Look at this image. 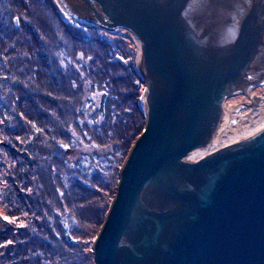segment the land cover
<instances>
[{
  "label": "water",
  "instance_id": "water-1",
  "mask_svg": "<svg viewBox=\"0 0 264 264\" xmlns=\"http://www.w3.org/2000/svg\"><path fill=\"white\" fill-rule=\"evenodd\" d=\"M96 1L109 19L91 5L102 23L140 39L139 66L152 99L96 238V264H264V121L202 142L199 132L202 113L221 104L227 82L248 73L244 64L264 30L260 0L244 18L255 22L242 30L253 33L251 44L215 73L201 99L176 43L181 1L170 5L166 15L174 16L164 24L150 19L146 1L123 0L126 10ZM106 97L99 105L103 117Z\"/></svg>",
  "mask_w": 264,
  "mask_h": 264
},
{
  "label": "trees",
  "instance_id": "trees-1",
  "mask_svg": "<svg viewBox=\"0 0 264 264\" xmlns=\"http://www.w3.org/2000/svg\"><path fill=\"white\" fill-rule=\"evenodd\" d=\"M48 4L0 0V118L7 129L0 142V158H7L9 170L0 194L11 209L7 216L13 217L3 222L7 227L0 234L6 241L1 258L5 264H95L84 239L93 241L100 231L110 205L108 194L115 193L118 184V170L113 167L120 163L115 161H122L121 154L144 128L145 120L138 112L139 122H131L118 137L111 130L119 122L114 121V109L106 107L103 122L95 108L88 109L94 104L86 97L91 85H84V78L70 66L69 56L60 54L65 37H58L59 32H55L57 38L48 37L53 30L50 23L55 17L58 20L52 1ZM90 28L95 26L89 25L85 32L86 42L98 39L105 47L111 45L110 39L94 36ZM47 39L53 45L48 46ZM50 47L56 49L55 56L47 52ZM99 88L94 85V90ZM105 131L117 138L110 141ZM95 134L101 136L96 138L99 141H92ZM91 141L97 145L93 152L80 151L78 157L68 158V148L78 151ZM109 145L117 151L111 153L110 148L108 153ZM95 193L101 199L93 205ZM21 219L26 226L19 224Z\"/></svg>",
  "mask_w": 264,
  "mask_h": 264
},
{
  "label": "bare ground",
  "instance_id": "bare-ground-1",
  "mask_svg": "<svg viewBox=\"0 0 264 264\" xmlns=\"http://www.w3.org/2000/svg\"><path fill=\"white\" fill-rule=\"evenodd\" d=\"M113 1L107 0L112 8L125 7L126 10V3L123 0ZM139 1L147 2L151 20L160 18L163 24L168 17L170 23L173 19V14L166 15V11H171L170 5L174 1H181V9L178 14H175L176 43L182 62L191 77L196 98L201 99L202 92L219 69L233 65L236 55L251 44L249 37L253 33H244L242 30L247 23L254 25L255 22L245 21L244 18L247 16L250 18L256 11L253 7L254 4L257 5L258 0ZM260 2L264 7V0ZM243 36L246 38L244 39ZM259 36L257 53L244 64L245 70L248 71L247 75H241L236 82L229 80L225 85L221 104L218 107H207L202 113L199 120L200 142L264 121V91L261 94L256 91L257 85H264V73L259 72L264 71V53H262L264 52V40H262L264 30ZM142 49L141 44L139 60ZM141 80L147 82V78ZM235 97H244V99L239 102L229 100ZM142 105L144 114L148 115L152 109V99L148 98L147 94L142 98ZM181 133L180 129L178 139Z\"/></svg>",
  "mask_w": 264,
  "mask_h": 264
},
{
  "label": "rangeland",
  "instance_id": "rangeland-1",
  "mask_svg": "<svg viewBox=\"0 0 264 264\" xmlns=\"http://www.w3.org/2000/svg\"><path fill=\"white\" fill-rule=\"evenodd\" d=\"M48 4V0H44ZM53 3V6L55 8V14L58 13V20L55 17V21L53 23H50L53 27V32L48 33V37H54L55 32H59L60 35L58 37H65V40L63 41L64 47L59 48L60 54L66 56H69L67 59L69 61L70 66L72 69H76L77 72L84 78V85L90 86L91 89L86 90V97H89L90 100H93L94 104H89L92 107L95 108V112L98 113L97 116H99L101 122H103L106 118L105 115L107 114V108L114 109L117 113V118L114 116V121L117 122L116 127H111V130L118 133V137L122 135L123 132H127L128 125H130L131 122L136 121L139 122V117L141 116L140 113L142 112L144 116V128L139 132V135H137L134 138V142L128 143L129 148H127V151L125 154H121V162L118 161L120 159H116L114 169L118 170V183L120 180V174L121 169L132 149L135 142L137 141L138 137L143 133L146 127V121L147 117L144 114L143 105H142V98L146 94L144 85L147 83L145 80H141L145 78L143 76V73L141 72L140 64H139V52L141 48V41L138 38V36L133 33L131 30L125 28V27H110L104 23H102L96 16V13L92 9L91 5H93L95 8H97L98 13L107 21H109L108 16L104 13L101 5L96 0H51ZM237 2L239 0H236ZM43 2V0H41ZM249 3V2H247ZM45 4V3H44ZM49 5V4H48ZM41 9V6H40ZM43 9V8H42ZM42 14L44 10H41ZM40 11V12H41ZM57 15V14H56ZM19 18V17H18ZM20 23V21H19ZM19 25V24H18ZM89 25L90 28L93 30V35L96 37H103L108 38L111 40V45L109 47H105L99 42L98 39H94L92 41L86 42L83 38H87ZM50 27V25H49ZM74 31V32H73ZM87 34H86V33ZM188 34L190 35L189 31ZM188 36V35H187ZM191 36V35H190ZM55 38V39H56ZM98 40V41H97ZM48 46L53 45L51 43V39H47ZM55 45V43H54ZM57 49V51L59 50ZM63 49V50H62ZM110 51V52H109ZM47 52L50 55H54L56 52V49L48 48ZM78 52L80 53L79 56ZM77 53V55H76ZM55 56V55H54ZM75 57V59H74ZM77 58V59H76ZM80 58L81 61H78ZM75 61V63H73ZM85 62V66H84ZM81 63V65H79ZM75 64V65H74ZM65 65V64H64ZM133 68V69H132ZM134 68L136 71L134 72ZM138 73V74H135ZM122 76V77H121ZM141 78V79H140ZM92 82L94 84H92ZM94 85H98L100 88L99 90H94ZM107 89V91H103V89ZM104 89V90H105ZM94 92L93 96L91 93ZM101 90V91H100ZM256 91L258 94L263 93L264 91V85H257ZM103 93H107L106 102H105V115L102 116V112L99 110L100 100ZM124 95V96H123ZM244 97H235L229 99L230 101L239 102L243 100ZM223 99H221V102ZM87 105V104H86ZM140 105V107H139ZM88 106V105H87ZM94 106V107H93ZM107 107V108H106ZM89 109V110H90ZM139 109V111L137 110ZM142 111H141V110ZM92 110V109H91ZM219 111V109H218ZM114 112V111H113ZM119 114V116H118ZM115 115V114H114ZM96 116V117H97ZM98 120V118H97ZM110 120V119H109ZM108 131H105L104 134L106 137L109 138L110 141L115 140V136L113 138H110L111 135ZM121 132V133H120ZM5 133H7L6 125L2 123L0 118V142L3 141L2 138H4ZM92 141H99L96 138H100L99 134H95ZM115 138V139H114ZM113 139V140H111ZM77 142L78 138L76 139ZM90 142V145H81V149L78 151L70 150L67 146V151H70L68 158L71 160L72 158L78 157L80 151L81 152H93L94 147L97 145H94L93 142ZM111 148V151H110ZM113 146L109 145L108 148H106L108 153H113L117 150H112ZM2 150H5V147L2 146ZM110 151V152H109ZM3 152V151H2ZM106 152V153H107ZM5 152H3V155ZM106 158V155L103 157V159ZM115 158V157H114ZM7 158L3 156L0 158V188L5 183V175H9L8 167L5 166V161ZM105 162V161H104ZM116 186V192H117ZM109 191V190H107ZM115 193H109V200L110 205L107 210L104 223L106 221L108 212L110 210L111 204L113 203V200L115 198ZM98 196V195H97ZM95 194H92L91 200L93 201V205H95V202H99V199H101V196L99 194V197ZM5 197L1 196L0 194V234L2 235L7 227L8 220L13 221V217L7 216V213L11 211L9 204L6 203ZM15 207H18L15 205ZM13 213V212H12ZM15 214V213H13ZM7 216L8 219H4V217ZM14 216V215H13ZM25 219H21L19 224H22L26 226ZM103 223V225H104ZM102 225V227H103ZM68 228L67 234L68 237H71L72 240V234L70 233L68 225L65 226ZM102 227L100 231L97 233L96 236L93 237V241L89 240L87 241L84 239V241L89 245L86 247V251L92 250L94 261L96 264V257H95V244H96V238L101 233ZM0 235V264H5L4 260L1 258L2 251L1 248L5 245L6 241L3 242V237ZM70 240V239H69Z\"/></svg>",
  "mask_w": 264,
  "mask_h": 264
},
{
  "label": "snow or ice",
  "instance_id": "snow-or-ice-1",
  "mask_svg": "<svg viewBox=\"0 0 264 264\" xmlns=\"http://www.w3.org/2000/svg\"><path fill=\"white\" fill-rule=\"evenodd\" d=\"M4 219H6V220H7V219H8V217H7V216H5V217H4Z\"/></svg>",
  "mask_w": 264,
  "mask_h": 264
},
{
  "label": "flooded vegetation",
  "instance_id": "flooded-vegetation-1",
  "mask_svg": "<svg viewBox=\"0 0 264 264\" xmlns=\"http://www.w3.org/2000/svg\"><path fill=\"white\" fill-rule=\"evenodd\" d=\"M263 7V6H262ZM264 10V7L262 8V11Z\"/></svg>",
  "mask_w": 264,
  "mask_h": 264
}]
</instances>
